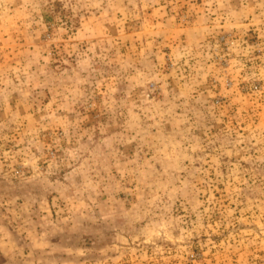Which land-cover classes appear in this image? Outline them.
Listing matches in <instances>:
<instances>
[{"label":"rangeland","instance_id":"374dc122","mask_svg":"<svg viewBox=\"0 0 264 264\" xmlns=\"http://www.w3.org/2000/svg\"><path fill=\"white\" fill-rule=\"evenodd\" d=\"M0 264H264V0H0Z\"/></svg>","mask_w":264,"mask_h":264}]
</instances>
